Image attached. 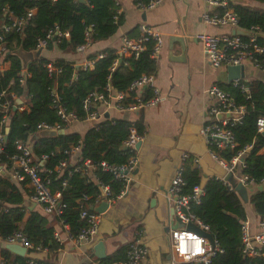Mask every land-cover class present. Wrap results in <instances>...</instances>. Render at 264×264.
Masks as SVG:
<instances>
[{
	"label": "trees",
	"instance_id": "16d2710c",
	"mask_svg": "<svg viewBox=\"0 0 264 264\" xmlns=\"http://www.w3.org/2000/svg\"><path fill=\"white\" fill-rule=\"evenodd\" d=\"M138 1L147 3L149 0H136ZM231 5L241 27L248 29L258 26L264 33V8L253 7L241 1H231ZM30 8L33 9L32 13L27 16ZM118 9L119 4L114 0H0L1 20L10 22L11 15L24 17L20 28L5 32L0 40L7 48L3 59L8 62V67L0 74V92L5 91L7 96L14 94L23 100L15 110L10 108L8 120L3 125L9 127L4 144L6 152L15 153L14 143L19 140L28 141L40 122L58 123L61 129L65 128L53 104L56 95L60 98V104L67 110L76 112L78 118L83 120L85 112L82 109V100L91 91L102 92L108 77L113 88L125 91L142 74L154 73L155 60L150 57L152 40L146 42V49L138 58L131 59L128 64L123 59L118 60L112 71V62L118 57L116 49L103 50L104 55L96 58L91 69H83L76 66L74 61L59 57L52 62L61 71L52 77L48 75L45 67L49 60L46 56L40 55L23 67L21 57L14 52L19 46L25 50L34 49L37 39L45 36L55 26L61 31L68 30L69 35L64 37L56 34L49 39L47 48L55 43L63 51L74 52L76 46L85 41L86 32L89 34L90 44L115 33L121 22ZM263 39L258 37L260 41ZM96 54L91 53L88 56L94 57ZM257 58L264 67V56L258 55ZM23 69L30 76L25 77L22 83L20 78ZM218 86L236 104L244 105L245 113L240 121L229 126L235 145L224 149L214 148L227 162L239 151L245 150L242 156L243 174L255 185H259L264 182V134L258 130V120L264 119V81L251 80L247 92H242L232 82L220 83ZM142 94L144 98H148L151 89L146 88ZM131 100L130 97L125 99ZM2 117L0 113V121ZM129 124L130 121L125 118H114L113 123L106 119L91 126L83 135L65 132L57 136L42 135L34 140L30 147L35 159L43 154L48 155L44 164H41L45 168L42 175L50 178L51 191H60L61 213L58 216H48L39 205L32 210L26 209L22 203L32 191L28 179L16 181L7 173L0 174V241L4 242L13 233L21 231L31 243L49 251L40 264H57L56 252L61 245L55 241L54 231L59 229L60 222L67 224L71 235L76 236L85 225L80 219V205H85L87 209L95 205L99 183L108 184L113 197L121 191V183L104 171L100 162L120 164L131 155L130 151L120 149L127 138ZM136 126L141 133L142 122L137 121ZM72 146L79 148L74 163L70 161V155L64 152ZM86 159L94 164L95 169H85ZM62 160H66L67 164L58 171L56 168ZM183 178L186 184L182 193L191 194L194 187L199 186L201 175L197 168L187 165ZM84 194L89 199L81 202ZM250 196L254 210L260 219H264V189ZM191 211L209 225L210 233L221 250L213 258V264H264V245L256 246L259 251L256 256H247L242 252L240 228L241 222L246 219L245 208L238 194L221 180L207 179L199 202L191 203ZM126 251L127 245L121 246L100 259V262L112 264L124 260ZM0 253L3 264H28L25 257L6 247Z\"/></svg>",
	"mask_w": 264,
	"mask_h": 264
},
{
	"label": "built area",
	"instance_id": "2783aa9c",
	"mask_svg": "<svg viewBox=\"0 0 264 264\" xmlns=\"http://www.w3.org/2000/svg\"><path fill=\"white\" fill-rule=\"evenodd\" d=\"M161 0H149L147 3L138 1V6L142 8H152L156 6ZM210 9L204 10L200 14L201 20L205 24L213 26H228L230 28L240 27L238 16L231 5V0H204ZM116 4H119V0H114ZM32 8L28 9L27 16L32 13ZM120 12V10H117ZM24 21V17L10 16V22H6L0 19V40L3 38V34L8 32L12 28H20ZM246 29V28H243ZM252 33L246 37L239 34H220V33H206L200 32L196 36L199 39L204 55L209 64L213 68L239 66L245 65V62H249L252 66L264 70L263 65L258 60L257 56H264V39L258 40V36L255 35L260 29L258 26H252L248 28ZM68 37V30L61 31L57 26L48 30L45 36L37 39L35 47H41V51L47 47V43L51 37L55 35ZM152 40V50L150 57L154 60L157 59L159 53L163 47V36L161 31L154 25L146 22H140L138 24V30L136 35L128 36L124 35L122 42L118 49V57L112 62L110 70H114L118 64V60H124L125 64L131 59L139 57L141 52L146 49V42ZM90 45L89 34L86 32L85 41L76 46V51L84 52ZM7 50L6 46L0 41V74L5 70V60L3 55ZM104 52H98L94 57H84L79 62V67L83 69H91L94 66L96 58L102 57ZM49 76H54L61 71L59 66L53 64L51 60H48L45 64ZM22 76L20 82H24L25 77L30 76L26 69L21 72ZM75 76H73L74 78ZM106 82L102 92L91 91L82 100V109L85 112L84 120L92 123V126L101 123L108 119L111 123L114 122V117L109 116L110 110L117 112L132 113L140 108L152 107L157 105L162 100V95L158 88L154 85L153 74H142L138 78L134 79L125 91H119L113 88L111 83ZM234 86H238L242 92L248 91V83L242 79L237 78L231 81ZM145 87V88H144ZM146 88L151 89V95L148 98H144L142 91ZM132 94V96H131ZM204 94L207 98L213 100V103L209 106L208 115L210 119L204 123L201 128V134L205 137L208 143L209 154L212 158L218 161L227 171H233L236 165L242 169L244 167L243 154L245 150L239 151L235 156L231 158L229 162L224 160L218 153L217 149H224L225 147H233L235 145L233 133L229 128L235 122L240 121L245 113L244 105L236 104L230 95L222 90L217 84L210 85L205 88ZM127 97H130L131 101H125ZM16 97L14 94L7 96L5 91L0 92V113L3 115L0 121V166L7 172L11 178L16 181H23L28 179V183L31 187V193L29 200L40 205L44 214L48 216H58L61 213L60 191H51L50 178L42 175L43 169L41 163L45 162L48 158L47 154H43L39 159H35L32 154V150L27 141H16L14 143L16 152L9 154L4 149L5 144V131H3V125L6 124L9 117V110L14 106ZM54 107L56 108L57 115L63 125H68L73 121L79 120L78 115L74 111L67 110L62 104H60V98L56 95L53 99ZM20 109H23L22 107ZM106 113L108 116H106ZM224 114L222 119H218V115ZM130 124L128 128L127 138L122 142V147L125 150L131 152V155L124 163L110 164L106 161L100 162V167L109 172L112 178L121 183L122 189L116 197L111 195V190L108 184L99 183V194L95 198V205L101 201L106 200L108 204L111 203L117 197L123 196L127 193L130 184L133 180L134 171L139 164L137 143H141L144 139V132L139 133L136 123L137 119L130 118ZM5 129V128H4ZM45 130H61V126L58 123L40 122L36 126V132ZM258 130L264 134V119L258 120ZM79 151L78 146H72L69 150L64 152L72 155H76ZM189 158V155L184 153L182 155V162L175 170V173L170 181L168 188L166 189L164 196L168 204L173 209V217L177 220L181 226L172 227L169 229V246L171 250V263L172 264H213V258L221 250L215 240L214 246L211 245L209 240L191 229L186 228L188 223L196 225L200 230L209 232V225L203 222L199 217L191 211V203H198L199 197L203 193V188L200 186L194 187L191 194L182 193V188L186 182L183 178V171L185 169L184 163ZM194 163L197 165L198 158H194ZM73 161L72 163H74ZM67 161L62 160L57 166V170L61 171L66 166ZM85 169L92 171L94 164L89 159L84 161ZM239 180L245 186H255L253 181L246 175L242 174ZM65 182V181H63ZM228 184V183H227ZM226 186V185H225ZM229 189H232L228 184ZM233 190V189H232ZM88 195L82 196V201L88 200ZM93 206V207H94ZM100 213L87 209L83 204L80 205V219L85 222L84 227L76 234L72 236L68 229L67 239H71L76 243L88 245L91 247L95 241V237L98 232L100 223ZM63 227H68L67 224L60 222ZM259 230L252 234L250 231V223L248 220L241 222V242L243 244L242 252L247 256L259 255V251L256 246L264 245V219L258 224ZM62 233L59 230L54 231V239L59 245H62L64 240ZM6 244H19L25 247L26 251L23 257L26 258L28 264H40L42 259H34L27 254L29 251L46 249L40 245H34L29 239L21 232L17 231L9 236L5 241ZM59 251V249H58ZM148 249L143 244L140 238H134L127 244L126 258L124 260L115 261L112 264H141V262L147 257ZM0 264L2 262V256L0 253ZM92 264H104L100 260H95Z\"/></svg>",
	"mask_w": 264,
	"mask_h": 264
},
{
	"label": "crops",
	"instance_id": "0c3cea01",
	"mask_svg": "<svg viewBox=\"0 0 264 264\" xmlns=\"http://www.w3.org/2000/svg\"><path fill=\"white\" fill-rule=\"evenodd\" d=\"M243 2L264 8V1ZM206 9L210 8L204 0H161L152 8H142L136 0H119L121 22L112 35L91 43L84 52L63 51L55 43L40 52V55L51 61L62 57L74 61L78 66L91 53L104 52L108 48L118 49L124 35H136L140 22L154 25L163 36V47L155 60L153 73L154 85L161 93L162 100L157 105L144 109V139L138 150L137 172L133 174L127 193L114 199L100 213L98 232L91 247L67 239L69 226L56 229L62 233L64 240L56 252L57 264H92L93 261L100 260L93 248L98 241H103L107 256L134 238H140L149 251L141 264H172L169 229L181 224L174 219L173 209L167 203L164 193L176 168L180 166L184 153L189 155L184 167L188 165L200 172V187L203 188L209 178L219 179L228 186L224 177L229 171L211 157L207 140L201 134L202 126L210 119L208 109L213 103V100L205 96L204 90L213 84L229 83L227 70L225 67L213 68L209 64L196 34H232V28L205 24L200 14ZM172 36L184 37V50L179 41H172ZM170 52L177 56L183 53L185 57L183 60L174 59ZM7 67L8 62L5 61V68ZM245 67L242 79L248 84L254 79L264 81V70L249 62H245ZM22 102L21 99V104ZM109 116L128 120L134 118L131 112H117L113 109ZM91 126V122L79 119L61 130L63 134L77 132L83 135ZM76 157L72 155L70 161H75ZM194 158H198L197 165ZM232 172L237 178L243 174L239 165ZM29 195L25 199L29 200ZM250 197L247 203L241 201L246 220L250 223V231L254 234L259 230L258 224L262 219L254 210ZM38 205L36 203L35 207ZM5 246L6 243L0 241V250ZM48 253L47 249L27 252L32 258L42 260Z\"/></svg>",
	"mask_w": 264,
	"mask_h": 264
},
{
	"label": "water",
	"instance_id": "95a60500",
	"mask_svg": "<svg viewBox=\"0 0 264 264\" xmlns=\"http://www.w3.org/2000/svg\"><path fill=\"white\" fill-rule=\"evenodd\" d=\"M84 1V0H81ZM233 2L235 1H242L243 0H231ZM252 32L250 30L247 29H243L240 27H234L232 28V34H239L241 36H248L250 35ZM256 36L258 37H263L264 38V33L259 31L255 33ZM172 41L177 40L180 42L181 48L182 50L185 49V42H184V37L183 36H172ZM170 38V40H171ZM170 43V42H169ZM15 53H17L21 59H22V66L26 67V65L28 64V62L30 60H33L35 58H38L40 56V52H41V47H35L32 50H25L22 46H19L15 51ZM171 58L174 59H178V60H183L184 59V54L181 53L179 56L177 55H173L171 54ZM227 70V76H228V82H231L233 79L236 78H243L245 75V71H246V67L244 64H241L239 66H228L226 67ZM145 88V87H144ZM21 104V99L16 98L14 101V106H13V110L16 109V107L18 105ZM144 108H140L138 110H135L134 112H132V116L137 119L139 122H143L144 119ZM106 116H108V114L106 113ZM225 116H229V115H224V114H220L218 115V119H222ZM5 138L7 137V134L9 132V127L6 126L5 129ZM63 134L62 130H45V131H40L39 133L35 132L33 133L29 139L28 142L29 144H32L34 140H36L38 137L42 136V135H46V136H57ZM141 143H137V148H140ZM121 150H125V147H121ZM249 150V149H248ZM247 150V151H248ZM42 165L44 164L43 162L41 163ZM137 172V170L134 171V174ZM0 174H4V169H1L0 166ZM224 180L231 186V188L238 194V196L240 197V199L244 202L247 203L249 200V196L252 194H255L257 191H262L264 189V184H259L255 187L252 186H245L240 180L239 178H237L232 171H229L225 177ZM35 202H32L30 200L25 199L22 203V205L29 209L32 210L35 207ZM108 201L103 200L101 201L97 206L95 207H91V209L97 213H103L107 207H108ZM186 228L191 229L193 231H197L198 233H200L201 235H203L204 237H206L209 242L211 243L212 246H214L215 244V240L214 237L211 233L209 232H205L200 230L196 225L192 224V223H188L186 225ZM6 249L10 250L11 252L23 257L25 254V247L19 245V244H6ZM94 250H95V255L97 258L102 259L104 258L105 255V250H104V245H103V241L100 240L98 241L95 245H94Z\"/></svg>",
	"mask_w": 264,
	"mask_h": 264
}]
</instances>
